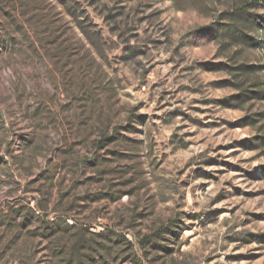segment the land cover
<instances>
[{"label": "rangeland", "instance_id": "1", "mask_svg": "<svg viewBox=\"0 0 264 264\" xmlns=\"http://www.w3.org/2000/svg\"><path fill=\"white\" fill-rule=\"evenodd\" d=\"M237 1L0 0V264H48L40 226L64 218L141 264H264V121L239 123L264 101L225 105L215 69L264 48L191 33ZM170 219L171 253L146 254Z\"/></svg>", "mask_w": 264, "mask_h": 264}, {"label": "trees", "instance_id": "2", "mask_svg": "<svg viewBox=\"0 0 264 264\" xmlns=\"http://www.w3.org/2000/svg\"><path fill=\"white\" fill-rule=\"evenodd\" d=\"M261 10H264V0H238L230 9L220 12L215 20L198 26L191 33L211 34L223 47L264 48V38L257 35V32H264V13ZM232 61H221L215 65V69L226 71L229 75V78L218 83L237 90L224 98L225 105L243 106L254 101H264V82L260 80L264 65L237 59ZM262 121L264 110L243 116L239 123L242 126H255ZM111 138L109 134H104L101 142L105 143ZM28 141L32 142L33 139ZM249 146L253 150L264 151V134L256 135ZM18 215L21 216L20 211H17L16 216ZM22 215L24 220L21 225L30 228L35 214L25 212ZM40 227V235L47 244L48 264H141V257L133 241L114 228L107 227L102 232L92 233L88 226L70 223L66 218L47 222ZM177 229L178 219H170L166 224L157 225L152 234L140 239V249H144L146 254L155 250L157 256L160 251L170 254L172 249L166 242H171L177 236ZM33 232L31 238L36 237ZM260 236L264 237V234ZM30 248V243H27L26 249ZM23 256L29 257L27 254Z\"/></svg>", "mask_w": 264, "mask_h": 264}]
</instances>
